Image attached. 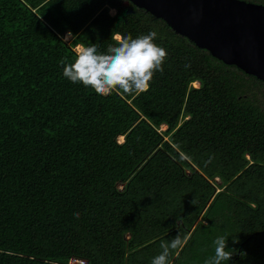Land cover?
Masks as SVG:
<instances>
[{
  "label": "trees",
  "instance_id": "obj_1",
  "mask_svg": "<svg viewBox=\"0 0 264 264\" xmlns=\"http://www.w3.org/2000/svg\"><path fill=\"white\" fill-rule=\"evenodd\" d=\"M150 30L146 92L63 76L77 46ZM178 234L171 264L220 235L224 264H264V83L130 0H0V264H151Z\"/></svg>",
  "mask_w": 264,
  "mask_h": 264
},
{
  "label": "water",
  "instance_id": "obj_2",
  "mask_svg": "<svg viewBox=\"0 0 264 264\" xmlns=\"http://www.w3.org/2000/svg\"><path fill=\"white\" fill-rule=\"evenodd\" d=\"M130 1L214 58L264 83V5L244 0Z\"/></svg>",
  "mask_w": 264,
  "mask_h": 264
},
{
  "label": "clouds",
  "instance_id": "obj_3",
  "mask_svg": "<svg viewBox=\"0 0 264 264\" xmlns=\"http://www.w3.org/2000/svg\"><path fill=\"white\" fill-rule=\"evenodd\" d=\"M111 14H115L114 9ZM157 35L155 30H150L134 38L131 34L114 31L106 50H101L98 44H81L74 49L70 61L67 58L60 60L63 76L102 96L116 91L127 95L146 92L154 74L163 72V64L168 58L167 50L155 42ZM76 215L79 217V213ZM227 238L224 235L215 238L214 254L205 259L204 264H224L232 258ZM187 242L188 238L180 234L162 242L161 251L153 257L151 264H171L173 252L183 249Z\"/></svg>",
  "mask_w": 264,
  "mask_h": 264
},
{
  "label": "rangeland",
  "instance_id": "obj_4",
  "mask_svg": "<svg viewBox=\"0 0 264 264\" xmlns=\"http://www.w3.org/2000/svg\"><path fill=\"white\" fill-rule=\"evenodd\" d=\"M115 13H116V11H115ZM72 37H73V36H72L71 34H67L66 39H67V40H72ZM77 47H78V46H77ZM194 86H195V87H199L198 85H194ZM165 128H166V127H165ZM165 128L163 129V128L161 127L160 130L163 131V130H165ZM120 141H123V140H120ZM72 262H77V263H78L79 261H78V260H74V261H72ZM78 264H80V262H79Z\"/></svg>",
  "mask_w": 264,
  "mask_h": 264
},
{
  "label": "bare ground",
  "instance_id": "obj_5",
  "mask_svg": "<svg viewBox=\"0 0 264 264\" xmlns=\"http://www.w3.org/2000/svg\"><path fill=\"white\" fill-rule=\"evenodd\" d=\"M68 34H71V35L73 36V34H72L71 32H68ZM162 128L164 129L165 126H162ZM120 140H124V136H121V137H120Z\"/></svg>",
  "mask_w": 264,
  "mask_h": 264
},
{
  "label": "built area",
  "instance_id": "obj_6",
  "mask_svg": "<svg viewBox=\"0 0 264 264\" xmlns=\"http://www.w3.org/2000/svg\"><path fill=\"white\" fill-rule=\"evenodd\" d=\"M78 261L80 262V264H84V261H83V260H80V259H79ZM79 262H78V263H79Z\"/></svg>",
  "mask_w": 264,
  "mask_h": 264
}]
</instances>
